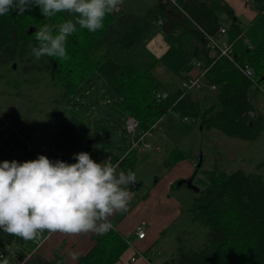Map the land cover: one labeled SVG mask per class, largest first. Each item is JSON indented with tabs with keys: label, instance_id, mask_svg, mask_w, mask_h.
I'll return each mask as SVG.
<instances>
[{
	"label": "trees",
	"instance_id": "1",
	"mask_svg": "<svg viewBox=\"0 0 264 264\" xmlns=\"http://www.w3.org/2000/svg\"><path fill=\"white\" fill-rule=\"evenodd\" d=\"M210 2L184 5L190 18L175 8H170L171 16L169 9H165L170 5L157 0L140 12L123 7L122 10L107 15L104 27L95 32L77 25V31L66 39L68 58L42 56L38 60L40 72L47 74L49 80H56L57 88L63 89L58 100L60 105L64 102L82 103L83 94H92L91 107L101 109L100 114L108 120L113 119L112 113L115 114L117 120L114 118L113 123L123 132L127 114L137 119L138 129H145L158 118L162 120L169 110H174L181 117L196 118L197 129L201 133L207 129H215L230 138L254 141L264 130V113L253 102L254 93H260L256 85L264 80V40L251 45L247 43L244 40V27L233 10L225 4L220 5L216 0ZM255 2L260 8L264 7V0ZM221 9L228 21L224 26L225 36L232 43L234 61L249 65L252 77L246 76L233 61L224 56H208L206 34L215 35L222 24L217 19ZM159 18L160 26L157 25ZM67 19H73L67 12L46 18L36 6L23 15L13 11L0 16V63L10 64L9 69L14 70L16 63L23 62L20 69L28 72L35 70L31 55L32 48L38 46L36 32L45 23L58 25ZM158 29L168 39L176 30L192 32L197 41L199 39V45L192 44L188 47L181 65L174 67L168 61H163L172 70L174 81L170 82L150 68H140L131 60L117 63L108 56L111 47L116 45L135 52L139 44ZM53 31L55 34L56 29ZM164 57L160 56L158 60H163ZM190 58L210 65L200 77L202 86L185 91L177 99L181 94L178 79L182 80L199 72L196 68L197 72L190 73L189 68L184 66ZM12 63H15V67ZM71 72L73 73L70 74ZM210 84L214 88H210ZM162 91H166L167 95L157 98L156 94ZM65 111L68 117L43 146L37 142L40 135H34V131L39 132V129L22 130L16 127L20 133H11L9 139L14 147L1 153L2 161L23 162L36 159L41 154L53 161L69 156L88 126L76 114ZM52 113L60 115L62 111L53 107ZM205 137L209 138L207 135ZM31 138L34 139L39 154L26 150L25 142ZM118 149L117 153H113L111 147L107 148L103 156L111 154L115 160L127 146ZM58 152L62 153L61 156ZM217 154L219 151L213 152V159L208 167H203L204 156L201 152L195 155V174L200 171L205 175L207 184L197 192L194 191L195 196L188 204L180 205V214L171 224L174 226L181 218L186 219L187 226H197L201 239L195 246L191 241L186 243L188 249L178 245V252L173 258L170 254L168 258L159 259L157 264H264V174L257 170L246 172L241 168L227 170L226 165L217 159ZM187 156L189 150L173 146L168 150L164 163L168 167ZM136 157L137 152L129 150L119 160V165L126 171L133 170ZM224 158L222 155V159ZM261 163L256 167L259 168ZM181 230L185 231L183 228ZM132 238L133 235H123L115 228L102 235L96 234L92 246L79 255L74 264H113L120 259L122 252L128 247L127 241ZM9 247L14 249L17 263L45 264L34 254H29L24 261L18 259L30 252L33 244L30 240L25 241L0 230V250L7 255ZM149 252H152L149 247L144 250L146 255Z\"/></svg>",
	"mask_w": 264,
	"mask_h": 264
},
{
	"label": "rangeland",
	"instance_id": "2",
	"mask_svg": "<svg viewBox=\"0 0 264 264\" xmlns=\"http://www.w3.org/2000/svg\"><path fill=\"white\" fill-rule=\"evenodd\" d=\"M144 2L143 0H123V4L119 6L120 9L118 11L122 10L124 6L134 12H140L147 4V2ZM246 27L248 29L250 25H245V28ZM247 32L248 36L260 33L256 28L248 30ZM172 43L164 33L158 29L144 39L136 48L135 52L132 53L127 48L116 45L111 47L108 56L117 63H125L131 60L140 68H150L152 72L155 71L161 77L167 78L168 69H164L166 66L163 61L166 60L171 65L178 66L181 65L186 58L185 52L182 51L179 42ZM98 52L99 50L97 53ZM160 56L165 57L163 60H158ZM31 60L34 62L36 69L30 72L26 69H20L24 64L23 62L16 63V68L14 70L9 69L10 64L0 63V114L2 117H5L18 129H39L41 133L37 142L40 146H43L56 134L57 130L64 123L68 117V113L65 111L67 110L80 117L85 125L88 126V130L82 136V139L75 145L69 154L71 163L75 162L73 154L81 151L88 152L94 161L102 158L104 151L107 148L113 147L116 141H120L123 137V131L113 123L115 114L112 113L111 117L113 119L108 120L104 115L100 114L101 109L96 110L92 108V94H83L82 103L78 101H76V104L64 102L60 105L61 102H58V100L61 97V93H63V89L57 88L56 80L55 82L49 80L47 74L40 72L39 61L33 54L31 55ZM12 65L15 67V63H12ZM188 65L189 63L187 62L184 66L188 67ZM160 70L163 74H161ZM72 73L73 72L70 74ZM256 95L254 97H256ZM258 95L259 96L255 99L256 101L260 99L264 100L262 91H260ZM53 107H57L62 113L60 115H53ZM103 108L104 107H102V109ZM105 110L107 109L105 108ZM187 117L188 121L184 119L181 120L176 111L169 110L160 123L161 129L157 130V132L155 131L153 135L149 137L151 148L138 150V161L136 162V167L133 172L136 175L137 181H143V186L140 187L137 192L143 193V195L146 196L145 194L151 186L153 176L154 178H158L157 175H162L164 173L163 169L166 165L164 162L159 163V159H157L163 156L161 155L163 151L162 149L156 150L153 146L157 145V142L160 143L162 141V137L166 131L169 132V135L175 134L177 140L180 138L178 146L182 148L192 146L193 152H197L198 147H200L199 144L202 143V149L205 153L203 167H208L210 165L211 159H213V152L217 150L219 151V154L216 155L217 159L219 162L226 165L225 168L227 170L241 168L246 172L257 170L264 174V130L256 140L244 141L238 138L227 137L215 129H207L204 130V133H201V131L199 132L197 129V119L191 116ZM115 119L117 120V117ZM122 123L123 122H121V124ZM205 135L209 136V138L205 139ZM88 140H90L89 144ZM205 144L207 145L206 147L204 146ZM222 155H224V159H222ZM141 158L142 160L144 159L143 163L140 161ZM259 162L262 163L259 168H257L256 165ZM174 163L171 165H174ZM120 170L122 169L118 167V171ZM192 183L197 187H204L207 184V179L205 175L199 171L196 173ZM181 186L182 187L176 185L174 187L171 186L169 197L173 198V193L177 190L175 188H178L180 192H184L182 193L184 196L178 195V198H182L184 200L183 204H187L193 199L195 194L187 186ZM185 220L186 219L181 218L177 224L168 227L164 236H161L159 240L157 239L153 242L152 250L157 252V250L161 248L159 251L160 254H156V252L148 253V256L155 264L158 263L159 259L168 258L170 254L171 257H174L178 252V245L183 246L184 249H188L186 243L191 241V244L195 246L201 239L200 234H198L199 229L197 226H187ZM181 228L185 229V231H182ZM177 239H180V241ZM26 255L21 258L22 261L27 259L25 258ZM18 264H22V262L19 261Z\"/></svg>",
	"mask_w": 264,
	"mask_h": 264
},
{
	"label": "clouds",
	"instance_id": "3",
	"mask_svg": "<svg viewBox=\"0 0 264 264\" xmlns=\"http://www.w3.org/2000/svg\"><path fill=\"white\" fill-rule=\"evenodd\" d=\"M122 4L123 0H0V16L13 11L23 15L34 6L46 18L67 12L73 19L58 25L45 23L36 32L38 46L32 48L37 60L42 56L67 59L66 39L77 25L90 32L102 29L106 16ZM73 156V163L53 161L43 154L23 162H0V230L28 241L45 230L102 235L112 228L109 218L126 212L134 196L130 187L137 182L135 173L96 162L85 151ZM2 264H8L7 258Z\"/></svg>",
	"mask_w": 264,
	"mask_h": 264
},
{
	"label": "crops",
	"instance_id": "4",
	"mask_svg": "<svg viewBox=\"0 0 264 264\" xmlns=\"http://www.w3.org/2000/svg\"><path fill=\"white\" fill-rule=\"evenodd\" d=\"M143 1H145L144 3L147 2L145 6V8H147L157 0H143ZM209 1L212 2L213 0H175V4H170L166 2V4L170 6L165 7V9L166 10L169 9L168 13L171 15L170 11L172 10L170 8H175L177 11L184 13L185 15L188 16V18H190L188 13L184 9V5L192 4L194 2H209ZM216 1L220 2L221 3L220 5L225 4L233 10V13L238 18L241 26L244 27V31H243L244 40L247 43L253 44L264 40V20H262L264 19V7L260 8L259 4L255 2V0H216ZM225 16L226 14L221 9L220 14L217 16V19L221 20L222 22L220 26L226 27V25L228 24V21L225 20ZM158 20H160L159 23ZM158 20H157V25L160 26L161 19L159 18ZM245 25L247 26L250 25V27L247 29V27L245 28ZM254 28L259 30L260 33H256L253 34L252 36H248L247 31L252 30ZM224 37L226 36L224 35ZM169 40L171 41V43L174 41L172 44L179 42V45L182 47L181 48L182 51L185 52L184 53L185 57L188 47L192 46V44L199 45V39L197 41L196 36L192 32H179L178 30H176V33H174L173 36L169 38ZM170 66L173 65L170 64ZM186 68H189V72L193 74L198 71L196 68L191 67L190 64ZM164 69L165 70L168 69V77H167L168 80H170V82L174 81L172 80L174 79L172 70L166 67H164ZM160 72L161 74H163L161 70ZM179 80L181 79L180 78L178 79L177 81L178 85L180 82ZM262 83L264 85V80L262 81ZM255 95L256 97H258L260 94L258 95L257 92L254 93L253 102L256 108L264 113V100L260 99L256 101L255 100L256 97H254ZM179 117L182 120V117L181 116ZM161 122L162 120H160V123ZM174 137L175 134L169 135V132L166 131L162 137V141L160 143L157 142V145L153 146V148H155L156 150L162 149L163 151L161 154L163 156L160 155L161 157L157 158L159 159L158 161L159 163L164 162L168 150H170L171 147L178 146L180 142L179 141L180 138L179 140H177V136H176L175 139L173 140ZM152 145H153V141H152ZM199 145L200 147H198L197 152H201L202 155L204 156L205 153L202 149V143H200ZM123 146H127V140L124 132L122 139L120 141L117 140L115 145L111 147V152L117 153V151H119L118 148ZM204 146L206 147L207 145L205 144ZM185 149L189 150V156L177 160L174 163V165L168 167L165 166L163 169L164 173L162 175H157L158 178L157 177L154 178L153 176L151 186L150 188H148L149 190L145 194L146 196H144L143 193L137 192V190L143 186L142 180L137 181L139 182V185L137 187L134 186L130 187V191L134 193V196L128 205V210L126 212L114 213L109 218L115 230H117L119 233L123 235L131 234L134 236L133 231L136 224L139 223L140 221L145 222L144 237L138 239L134 236L132 241L133 245L136 246L138 250L143 252V255H136L135 260L133 261L130 260L129 258L131 255L134 254L133 253L134 250L133 247L128 246L122 252L120 259L113 264H149L148 259H150V261L153 262L148 255L144 254V250L148 247L150 248V250H152L153 242L157 239L159 240L161 236H164L168 227H170L171 224L176 220V218H178L180 214V205L183 204L184 202L182 198L181 199H179L180 197L178 198V195L184 196V194H182L184 192H180L178 188H175L177 190H175L173 193L174 197L173 198L169 197L170 196L169 191L171 190V186L173 183L176 182V180L180 178L191 177L193 182V179L196 175L195 155L197 154V152L192 151V146L189 147L187 146V148ZM137 161L138 158L136 162ZM140 161L143 163L144 159L142 160L141 158ZM117 166L120 167L125 173H127V171L119 165V162ZM134 169L132 171H134ZM176 186L182 187L181 184ZM95 235H96L95 233H88V234L81 233L78 235H67L60 232L50 233L47 231V234L44 236L39 246L34 247L30 252H28L27 253L28 255H26L25 258H28L31 254H34L35 257L38 258L40 262L43 261L42 263L45 264H74L78 256L88 251L89 248L92 246ZM160 249L157 250V252L152 250V253L156 252V254H160L159 252ZM73 253L76 254L77 256L76 259L72 258ZM5 258H7L8 264H18L16 261L17 260L16 254L15 255L7 254ZM18 259H20V257H18ZM2 261L3 259H0V264H2Z\"/></svg>",
	"mask_w": 264,
	"mask_h": 264
},
{
	"label": "built area",
	"instance_id": "5",
	"mask_svg": "<svg viewBox=\"0 0 264 264\" xmlns=\"http://www.w3.org/2000/svg\"><path fill=\"white\" fill-rule=\"evenodd\" d=\"M163 2H167L170 4H175V0H162ZM120 9V7H119ZM160 20H158V23ZM226 28L224 26H220L215 33V35L212 34H206V43L205 47L208 50V56L211 58H216L218 56H224L230 61H233L234 64L246 75L249 77H252V69L247 64H240L234 61L233 53H232V43L227 40L225 35ZM251 45V44H250ZM189 64L192 65L194 68H198L199 72L197 75L188 76L184 79H182L179 82V87L181 89V94L177 97L179 99L187 90H195L197 88H200L202 86V82L200 80V77L207 71V68L209 67L210 63L207 65H204L199 59L190 58L188 60ZM258 89L263 92L264 94V85L262 82H259L257 85ZM210 88H214L213 84L209 85ZM167 95L166 91L158 92L156 94L157 98H164ZM182 119L188 120L187 116H183ZM160 118L152 122L147 128L145 129H138V121L137 119L131 115L127 114L124 118V132L126 136L127 142V149L122 153L118 154L117 159H113L112 155L103 156L100 159L95 160L96 162H109L112 164L117 165L119 160L123 158V156L130 150L133 149L135 152H138V150H144L151 148V142L149 140V137L153 135V133L157 130L161 129L160 124ZM14 125H12L5 117H2L0 114V162H2V156L1 153L6 152L11 147H14V143L9 139L11 133H15L18 135L20 132ZM34 135L39 136L40 133L38 131H34ZM34 136V137H36ZM26 150L27 151H36L39 154V150L36 149L34 139H28L25 142ZM115 153V152H113ZM59 156H61L62 153H57ZM62 161H65L67 163H71L69 156L61 157ZM145 222L140 221L136 224L133 234L136 238L141 239L145 235ZM112 228L113 225H112ZM47 234V230H45L43 233H41L36 240H30V242L33 244L34 247H38L41 243L44 236ZM133 236V238H134ZM133 238L132 240H128L127 244L128 246L133 247L134 254L130 256V260H135L136 255H143V252L138 250L136 246L133 245ZM16 247V246H15ZM8 252L10 254H14V249L12 247L8 248ZM6 256L5 252L3 250H0V259H4ZM149 264H154L153 262L148 259Z\"/></svg>",
	"mask_w": 264,
	"mask_h": 264
},
{
	"label": "water",
	"instance_id": "6",
	"mask_svg": "<svg viewBox=\"0 0 264 264\" xmlns=\"http://www.w3.org/2000/svg\"><path fill=\"white\" fill-rule=\"evenodd\" d=\"M89 143H90V140H88V144ZM88 149H89V147H88ZM198 165H199V163H198ZM182 183H184L189 189H192L195 192H197L199 190V187H197L196 185H194L192 183V178L191 177H188V178H180V179L176 180V182H175L176 185H180ZM138 185H139V182H136L132 186L137 187ZM19 257H20V259L22 258V256H19Z\"/></svg>",
	"mask_w": 264,
	"mask_h": 264
},
{
	"label": "bare ground",
	"instance_id": "7",
	"mask_svg": "<svg viewBox=\"0 0 264 264\" xmlns=\"http://www.w3.org/2000/svg\"><path fill=\"white\" fill-rule=\"evenodd\" d=\"M177 4V3H176ZM177 6V5H176ZM234 58V57H233ZM244 64V63H243ZM202 79V78H201ZM180 81V80H179ZM198 89V88H197ZM188 121V120H187ZM92 142V141H91ZM110 155V154H109ZM38 156V155H37ZM70 157V156H69ZM132 187V186H131ZM145 227V226H144ZM8 252V251H6ZM15 252V251H14ZM134 253V252H133ZM10 254V253H9ZM15 254V253H14ZM132 256V255H131ZM14 258V257H13Z\"/></svg>",
	"mask_w": 264,
	"mask_h": 264
}]
</instances>
